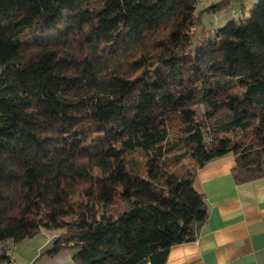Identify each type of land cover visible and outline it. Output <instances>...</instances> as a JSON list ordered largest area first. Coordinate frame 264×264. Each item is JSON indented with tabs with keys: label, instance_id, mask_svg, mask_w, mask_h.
<instances>
[{
	"label": "trees",
	"instance_id": "obj_1",
	"mask_svg": "<svg viewBox=\"0 0 264 264\" xmlns=\"http://www.w3.org/2000/svg\"><path fill=\"white\" fill-rule=\"evenodd\" d=\"M196 2L0 0V243L163 264L206 219L197 168L264 177V0L192 46Z\"/></svg>",
	"mask_w": 264,
	"mask_h": 264
},
{
	"label": "crops",
	"instance_id": "obj_2",
	"mask_svg": "<svg viewBox=\"0 0 264 264\" xmlns=\"http://www.w3.org/2000/svg\"><path fill=\"white\" fill-rule=\"evenodd\" d=\"M231 154L195 171L207 216L194 239L172 245L163 264H264V177L236 182Z\"/></svg>",
	"mask_w": 264,
	"mask_h": 264
},
{
	"label": "rangeland",
	"instance_id": "obj_3",
	"mask_svg": "<svg viewBox=\"0 0 264 264\" xmlns=\"http://www.w3.org/2000/svg\"><path fill=\"white\" fill-rule=\"evenodd\" d=\"M258 0H197L195 14L199 21L193 27L192 46L204 37H209L214 29L221 27L229 20L246 17L249 9ZM184 163L193 164L190 158ZM60 229H40L31 237L19 241L7 240L0 243V254H5L10 261L0 264H71V251L61 250L50 253Z\"/></svg>",
	"mask_w": 264,
	"mask_h": 264
}]
</instances>
